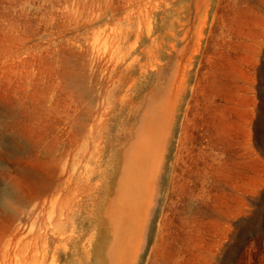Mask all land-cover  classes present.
Wrapping results in <instances>:
<instances>
[{
  "label": "rangeland",
  "instance_id": "374dc122",
  "mask_svg": "<svg viewBox=\"0 0 264 264\" xmlns=\"http://www.w3.org/2000/svg\"><path fill=\"white\" fill-rule=\"evenodd\" d=\"M0 264H264V0H0Z\"/></svg>",
  "mask_w": 264,
  "mask_h": 264
},
{
  "label": "trees",
  "instance_id": "16d2710c",
  "mask_svg": "<svg viewBox=\"0 0 264 264\" xmlns=\"http://www.w3.org/2000/svg\"><path fill=\"white\" fill-rule=\"evenodd\" d=\"M259 88H260V87H259ZM259 97H260V100L262 101V99H263L262 96L260 95Z\"/></svg>",
  "mask_w": 264,
  "mask_h": 264
}]
</instances>
